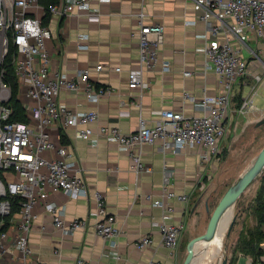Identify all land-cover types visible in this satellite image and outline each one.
Instances as JSON below:
<instances>
[{
    "label": "crops",
    "instance_id": "crops-1",
    "mask_svg": "<svg viewBox=\"0 0 264 264\" xmlns=\"http://www.w3.org/2000/svg\"><path fill=\"white\" fill-rule=\"evenodd\" d=\"M141 10L145 13L144 22H159L163 24L164 32L159 63L152 70H143L146 86L139 95V91L128 87L127 72L140 66L137 13ZM45 24L51 33L46 40L50 69L74 76L87 68L90 82L111 87V91L96 102L85 97L83 88L77 92L61 89L58 94L60 101L72 110H96L100 124L114 125L129 132L141 119L155 122L165 109L202 113L184 94L190 93L198 100L204 94L217 92L222 86L200 50L206 43V37H203L206 25L196 18L192 0H90L88 8L76 9L69 15L50 14ZM81 33L86 36L87 49L76 45L77 35ZM263 41L264 38L249 39V46L256 50L258 58L244 49L251 72L232 91L230 126L233 113L244 98L252 99L259 114L264 112ZM164 62H169L170 69L163 70L161 64ZM98 64L103 66L100 71L95 69ZM116 66L121 69L116 70ZM185 70H190L191 74L184 75ZM256 73L261 75L259 81L254 78ZM255 94L259 95L262 104L255 103ZM18 95L22 103H30L19 91ZM51 138L68 146L70 159L81 167V175L90 191H101L108 211L116 216L120 233L112 250L94 230L91 197L70 198L56 191L50 196L65 205L67 219L89 216L91 225L85 230L63 233L54 228L48 213L37 204V217L29 234L33 264H77L78 256L91 264H150L151 261L183 264L186 255L182 246L178 244L174 251L166 248L157 223L183 221L186 224L190 198L205 187L204 180L217 161L212 159L202 163L199 146H185L174 152L163 149L160 141H155L140 147L144 168L136 172L131 168L133 161L128 152L115 142L100 140L97 144L92 143L83 139L74 126L54 129ZM45 155L57 156L53 150L46 151ZM164 187L176 194L187 193L189 199L169 198L163 192ZM149 193L161 199V205H154L146 198ZM262 229L264 231V224ZM146 234L151 235L152 241L139 248L136 242ZM259 246L262 253L256 264H264V237ZM231 257L232 254L228 256L227 264ZM251 261L250 255L236 253L232 264H251Z\"/></svg>",
    "mask_w": 264,
    "mask_h": 264
},
{
    "label": "built area",
    "instance_id": "built-area-1",
    "mask_svg": "<svg viewBox=\"0 0 264 264\" xmlns=\"http://www.w3.org/2000/svg\"><path fill=\"white\" fill-rule=\"evenodd\" d=\"M196 18L203 21L206 31L205 45L200 49L207 65L220 78L221 88L212 94L192 99L202 113L189 114L182 109H165L159 118L148 123L144 119L132 131L124 132L117 126L100 124L96 110H72L58 98L61 89L77 92L83 88L85 97L98 101L111 91L110 86L96 85L89 81L90 70L83 69L74 76L50 69V54L46 40L50 29L44 23V15L66 16L76 9L88 8L90 0H56L44 5L40 0H0V264H33L30 258L29 234L37 217L35 206L41 204L50 216L55 229L63 233L87 229L89 216L67 219L66 207L50 196L56 191L70 198L86 197L94 202L90 215L95 217L93 227L113 250L119 235L116 216L107 209L106 201L98 189L93 192L81 175V167L70 159L67 145L51 138L54 129L74 126L79 135L92 143L100 140L115 142L126 150L132 159L131 168L140 172L143 162L140 147L145 143L160 141L163 149L179 152L185 146H199L200 160L218 161L223 142L229 131V107L234 86L251 72L249 59L244 54L258 58L249 46L252 37L264 38V0H192ZM143 10L137 13L139 68L129 69L128 87L139 91L146 86L143 70H152L159 63V47L163 41L164 26L159 22H144ZM84 34L77 35V47L87 49ZM264 42V41H263ZM11 48V50H10ZM11 52L19 93L30 103H22L27 120H13L11 88L4 78L3 59ZM170 69L169 62L161 64ZM95 69H103L101 64ZM120 70V66L115 67ZM190 75V70L183 71ZM261 79L260 73L254 75ZM237 112L257 111L251 98H244ZM57 156L48 157L46 151ZM167 197L187 201V193L176 194L163 188ZM154 205L161 199L146 194ZM166 248L174 251L184 229L183 221L157 223ZM149 234L136 242L139 248L151 243ZM118 257V256H117ZM77 264H91L80 256ZM120 264V263H113ZM150 264H161L151 261Z\"/></svg>",
    "mask_w": 264,
    "mask_h": 264
},
{
    "label": "rangeland",
    "instance_id": "rangeland-1",
    "mask_svg": "<svg viewBox=\"0 0 264 264\" xmlns=\"http://www.w3.org/2000/svg\"><path fill=\"white\" fill-rule=\"evenodd\" d=\"M254 101L263 103L258 94H255ZM261 113L263 114H259L258 110L245 113L234 111L220 159L213 166L211 174L205 178V187L194 192L190 198L186 224L179 240L185 255L189 241L207 231L213 210L222 195L253 165L264 148V112ZM263 185L264 169L226 207L218 230V235L222 238L221 249L218 250L214 242H200L195 250L193 264H220L223 251L228 256H234L240 253L238 250L244 244L243 241L256 238L255 211L259 207ZM233 219L234 224L227 235Z\"/></svg>",
    "mask_w": 264,
    "mask_h": 264
},
{
    "label": "water",
    "instance_id": "water-1",
    "mask_svg": "<svg viewBox=\"0 0 264 264\" xmlns=\"http://www.w3.org/2000/svg\"><path fill=\"white\" fill-rule=\"evenodd\" d=\"M264 169V148L259 152L253 165L247 169V171L239 178V180L230 186L225 193L220 198L215 209L213 210L208 229L205 233L193 237L187 245V254L184 259L183 264H192L195 256V249L200 244V242H206L211 240L216 236L220 219L231 201H233L253 180L254 178ZM208 210V205L206 206ZM234 224V219L231 221L227 235L230 234L232 226ZM222 239L220 240V245L217 249H221ZM228 255L223 251L220 264H227Z\"/></svg>",
    "mask_w": 264,
    "mask_h": 264
},
{
    "label": "trees",
    "instance_id": "trees-1",
    "mask_svg": "<svg viewBox=\"0 0 264 264\" xmlns=\"http://www.w3.org/2000/svg\"><path fill=\"white\" fill-rule=\"evenodd\" d=\"M44 5H49L51 3H54L56 0H40ZM49 14L44 15V23L47 21V17ZM11 50V48H10ZM2 66L5 69L4 78L7 80V82L10 85L11 88V99L9 101L10 105L12 106V115L11 119L13 120H27V114L25 112V108L22 105V102L19 99L18 95V81L15 75L13 63L11 61V52H9L5 58L3 59ZM62 140L65 139L64 135H61ZM65 141V140H64ZM259 207L255 211V217L257 219V228L255 230L256 238H250L248 240L243 241V245L240 248V253L244 255H250L252 257L251 264H256L259 260L262 250L259 246L260 241L264 237V231L262 229V225L264 224V185L262 186V191L259 196ZM237 251V250H236ZM236 253V252H235ZM236 258V254L231 257L230 262H233Z\"/></svg>",
    "mask_w": 264,
    "mask_h": 264
},
{
    "label": "bare ground",
    "instance_id": "bare-ground-1",
    "mask_svg": "<svg viewBox=\"0 0 264 264\" xmlns=\"http://www.w3.org/2000/svg\"><path fill=\"white\" fill-rule=\"evenodd\" d=\"M223 216V215H222ZM221 219H222V217H221ZM221 219H220V222H221ZM219 226H220V224H219ZM218 230H219V228H218ZM222 238L218 235V231H217V234H216V236H214L211 240H207L206 242H204V243H210V242H214V243H216V247H218L219 245H220V240H221Z\"/></svg>",
    "mask_w": 264,
    "mask_h": 264
}]
</instances>
